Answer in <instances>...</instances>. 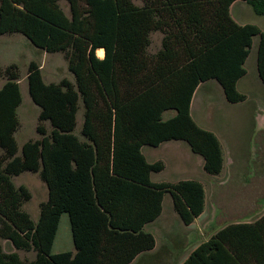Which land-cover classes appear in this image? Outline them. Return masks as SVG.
<instances>
[{
  "label": "trees",
  "instance_id": "16d2710c",
  "mask_svg": "<svg viewBox=\"0 0 264 264\" xmlns=\"http://www.w3.org/2000/svg\"><path fill=\"white\" fill-rule=\"evenodd\" d=\"M66 1L69 12L61 0H0V34L20 32L37 47L63 52L75 77L47 82L40 62L30 60L39 136L20 147L21 73L17 62L0 63V239L15 248L0 241V264H129L155 247L145 225L161 214L166 192L184 223H192L205 209L203 182L154 181L152 172L165 162L148 160L143 145L185 140L208 173H220L223 146L194 119L195 90L216 79L228 101L244 100L238 81L255 36L264 83V29L238 22L231 14L235 0ZM246 1L264 14V0ZM155 30L163 36L151 52ZM168 109L175 113L165 118ZM23 171H38L48 187L37 220L24 208L30 188L14 181ZM63 213L76 250L53 252ZM19 249L34 250L35 257ZM180 264H264V214L214 227Z\"/></svg>",
  "mask_w": 264,
  "mask_h": 264
},
{
  "label": "rangeland",
  "instance_id": "374dc122",
  "mask_svg": "<svg viewBox=\"0 0 264 264\" xmlns=\"http://www.w3.org/2000/svg\"><path fill=\"white\" fill-rule=\"evenodd\" d=\"M142 3V0H134ZM62 6L69 12L66 0H61ZM233 14L241 22H254L264 29V14L254 11L246 0L238 1L233 7ZM9 35L23 38L18 42L15 36L9 38L10 44L4 42ZM0 35V52H3L2 61L13 59L19 65L20 82L23 102L20 107V136L34 138L38 135V110L29 92L27 71L31 57L40 62L42 72L47 79L57 81L66 75L75 80L74 74L68 67L63 52H48L34 45L20 32ZM163 33L155 30L152 33V42L149 50L155 52L161 46ZM18 40V41H16ZM259 37H254L251 52L246 61L249 70L248 78L252 80L245 84L239 83L246 98L239 102H230L226 99L221 84L212 79L203 83L199 89L198 103L191 107L194 119L203 127L213 130L221 140L225 162L218 174H210L204 169V159L195 153L185 140H167L163 145H143V152L148 160L162 159L165 167L160 171L152 172L154 181L175 182L183 178H195L203 182L206 190V209L202 217L194 224H186L177 215L173 207L172 196L166 192L163 198V212L155 220L147 223L145 229L154 233L157 247L143 253L132 264H180L190 252L195 242L207 234L208 227H217L229 221L244 219L246 214L255 213L259 209L264 211V131L258 127L257 109L260 93H264V83L257 72V46ZM34 48V49H32ZM99 54V51H98ZM10 57V58H9ZM250 80V79H249ZM82 104V103H81ZM175 113L174 109L164 112L167 118ZM84 118V106L78 111V124L75 129L80 134ZM44 123L51 130V123ZM16 183L26 184L32 197L24 203L33 218L37 220L40 213V202L48 197V187L45 181L36 173H24L15 177ZM258 209V210H257ZM201 227V228H200ZM213 227V228H214ZM7 249L13 246L10 240L0 239ZM74 248L70 220L68 213H63L56 238L54 251L70 250ZM24 256H33L34 250H21Z\"/></svg>",
  "mask_w": 264,
  "mask_h": 264
},
{
  "label": "crops",
  "instance_id": "0c3cea01",
  "mask_svg": "<svg viewBox=\"0 0 264 264\" xmlns=\"http://www.w3.org/2000/svg\"><path fill=\"white\" fill-rule=\"evenodd\" d=\"M238 1H240V0H235L232 4H231V14H232V16L239 22V23H246V22H241L240 20H238L236 17H235V15L233 14V7L235 6V4L238 2ZM1 35V34H0ZM2 35H9V34H2ZM15 35H9L8 36V38H6L5 40H4V42L5 43H7V44H10L11 42H13L12 40L11 41H9L8 39L9 38H13V40H15V37L17 38V39H19V41L18 40H16V41H18V42H23V41H25V43L26 44H28V45H30L29 44V42H26V40L25 39H23V38H20V37H17V36H15ZM253 42H254V40H253ZM1 49V48H0ZM32 49H34V48H32ZM2 55H3V52H0V63L2 64V65H7V64H9V63H11V62H16L15 60H13V59H8V61H2ZM10 58V57H9ZM32 59H34V57H31L30 59H28V60H32ZM248 59V58H247ZM247 61V60H246ZM30 62V61H29ZM245 66H246V63H245ZM43 68V67H42ZM246 68H247V66H246ZM257 72H258V66H257ZM248 74H249V70H248V68H247V72H246V74L244 75V76H242L240 79H239V81H238V88L240 89V87H239V83L240 82H243V80L245 79V84H247V83H249L251 80H252V77H250V78H248L247 76H248ZM258 75H259V72H258ZM43 76H44V78H45V80L47 81V82H50V81H55L54 79H47L46 78V75H44L43 74ZM64 76H66V75H64ZM64 76H62V77H64ZM61 77V78H62ZM260 77V76H259ZM60 78V79H61ZM60 79H58V80H60ZM250 79V80H249ZM261 79V78H260ZM57 80V81H58ZM209 80H212V79H209ZM209 80H206V81H209ZM20 81V80H19ZM206 81H203V82H201L199 85H198V87H197V89L195 90V93H194V95H193V99H192V104H191V107H193V106H196V104L198 103V94H199V89L201 88V86L203 85V83H205ZM4 82H5V79L4 78H2V77H0V88L3 86V84H4ZM20 87H21V82H20ZM242 92H244L245 94H247L245 91H243V89H240ZM21 91H22V88H21ZM23 95V94H22ZM258 98H259V103H258V109H257V122H258V127L261 129V130H263L264 131V93H260V95H258ZM227 99V98H226ZM23 102V101H22ZM22 102H21V104L19 105V107H18V113H19V117H20V107H21V105H22ZM39 111H40V109L38 110V114H39ZM20 121H21V118H20ZM18 131L19 130H17L16 131V137H17V140H18V137H19V135H18ZM37 137V136H36ZM27 139H29V138H27V137H25V136H20V141L18 140V143H19V146L21 147L22 146V144L27 140ZM166 141H164V142H162L160 145H163L164 143H165ZM160 145H158V146H160ZM164 161V160H163ZM30 172H32L33 173V171H23V172H21L20 174H18V175H15L14 176V181H15V177H18V176H20V175H22V174H24V173H30ZM34 173H36V175H39V172L38 171H36V172H34ZM16 183V182H15ZM24 183V182H23ZM17 185H19V184H22V183H16ZM174 207V206H173ZM205 209H206V204H205ZM205 209H204V211L199 215V216H197L196 218H195V220L192 222V223H190V224H194V223H196V221H198V219H200V217H202V215L204 214V212H205ZM175 210V209H174ZM258 210V209H257ZM176 211V210H175ZM162 212H163V210H162ZM162 212H161V214H162ZM177 212V211H176ZM254 212V211H253ZM253 212H250L249 214H246L244 217V219H238V220H235V221H242V220H244V221H253V220H255V219H257V218H259L260 216H262L263 214H264V211H261L260 209L258 210V211H256L255 213H253ZM160 214V215H161ZM63 215V214H62ZM159 215V216H160ZM177 215L179 216V214L177 213ZM158 216V217H159ZM62 217V216H61ZM157 217V218H158ZM180 217V216H179ZM156 218V219H157ZM181 218V217H180ZM155 219V220H156ZM70 220V219H69ZM155 220H153V221H155ZM60 221H61V219H60ZM183 221V220H182ZM184 222V221H183ZM150 223V222H149ZM190 224H188V225H190ZM147 225V224H146ZM146 225H145V227H146ZM59 227H60V224H59ZM70 227H71V224H70ZM214 226L213 225H211L210 227H208V230H207V234H205V236H203L202 237V239H199L198 241H197V243L195 242V245H193V247L192 248H194L199 242H201L203 239H206L212 232H213V230H214V228H213ZM201 228V227H200ZM58 230H59V228H58ZM71 233H72V231H71ZM57 235H58V231H57V234H56V237H55V241H54V244H53V246L55 245V242H56V238H57ZM72 238H73V236H72ZM73 243H74V241H73ZM157 243H158V241H157V239H156V245H155V247L153 248V249H151V250H148V251H152V250H154L156 247H157ZM3 246H4V248L6 249V250H11V249H7L6 248V245H5V243H3ZM13 246V245H12ZM192 248H191V250H192ZM12 249H15V248H12ZM70 250H73V251H75L76 250V248H75V244H74V248L73 249H70ZM190 250V251H191ZM60 251H63V250H60ZM148 251H144V252H142V253H140L133 261H131L129 264H132L134 261H136V259H138V257L139 256H141L143 253H145V252H148ZM19 252H20V254H21V250L19 249ZM53 252H58V251H54L53 250ZM22 255V254H21ZM188 255V254H187ZM22 256H24V255H22ZM29 258H34L35 257V254L33 255V256H28ZM187 257V256H186ZM185 259V258H184ZM183 261V260H182ZM181 263V262H180Z\"/></svg>",
  "mask_w": 264,
  "mask_h": 264
},
{
  "label": "bare ground",
  "instance_id": "6f19581e",
  "mask_svg": "<svg viewBox=\"0 0 264 264\" xmlns=\"http://www.w3.org/2000/svg\"><path fill=\"white\" fill-rule=\"evenodd\" d=\"M98 51H99V55L100 56H103L104 53H105V49L104 48H100V49H98Z\"/></svg>",
  "mask_w": 264,
  "mask_h": 264
}]
</instances>
